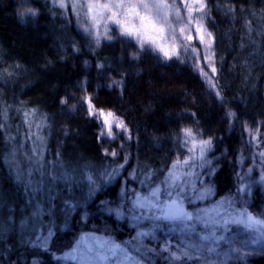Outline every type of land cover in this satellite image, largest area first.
<instances>
[{"label": "trees", "instance_id": "16d2710c", "mask_svg": "<svg viewBox=\"0 0 264 264\" xmlns=\"http://www.w3.org/2000/svg\"><path fill=\"white\" fill-rule=\"evenodd\" d=\"M205 3V24L213 35L217 68L215 91L187 61L173 57L164 62L156 52L137 47L127 37L113 36L95 45L72 17L47 0L25 4L0 0V203L13 216L9 235L0 240V264L52 261L72 254L75 241L83 236L93 243L107 237L119 246L117 250L125 251L114 264H126L131 258L142 264H167L170 259L159 248L146 244L135 250L130 245L133 229L126 222L131 210L127 200L157 183L178 156L183 158L187 148L181 129L185 127L192 128L198 139H211L209 157L215 161L212 196L186 207L204 218L209 208L198 207L225 202L234 193L238 158L257 153L256 144L264 139V0ZM24 8L35 9V15L26 13L21 18ZM86 97L96 109L114 112L127 125L125 141H120L113 160L108 152L112 145L106 147L88 119ZM26 112L31 115L25 117ZM32 117L45 121L44 162L55 161L48 171L81 158H92L100 172L112 163L105 176L93 183L92 193L79 194L74 185L72 191L63 188L54 194L56 205H74V215L69 221L56 219L57 208H50V231L43 246L26 241L20 209L26 208V219L30 194L15 181L10 164V143L28 132L26 122ZM257 128L259 143L248 131ZM125 157L122 174L110 184L107 174ZM122 183L126 190L121 189ZM123 192L127 198L122 200L123 208H105L120 206ZM256 197L248 210L264 216L261 197ZM221 209L218 215L225 225L231 208ZM118 210L124 219L116 218ZM83 213L88 218L81 223ZM226 228L236 233L226 264H264V246L244 242L242 226L229 223ZM103 251L113 264L108 250L103 247Z\"/></svg>", "mask_w": 264, "mask_h": 264}, {"label": "rangeland", "instance_id": "374dc122", "mask_svg": "<svg viewBox=\"0 0 264 264\" xmlns=\"http://www.w3.org/2000/svg\"><path fill=\"white\" fill-rule=\"evenodd\" d=\"M28 1L29 0H21V3L25 4ZM47 1L50 2L53 6L59 8L66 15L72 17L78 27L83 29V31L84 27L82 25L87 26L89 28V31L87 33L91 36L92 41L95 45H100L103 42L109 41L108 39H105L104 36H101L100 43L97 44L95 39V33L97 31H104L103 21L106 19V16H98V18L101 19V24L97 27H92V21L84 14L86 12V8L82 11H80L79 9L74 11L72 8L71 0H65L66 7L64 8H61L59 4L55 2V0ZM101 2H104V0H101ZM169 2H171V0H169ZM177 3L179 4V0H177ZM194 7H198V5H194ZM78 11L79 15L77 14ZM181 16L183 19L178 22L173 17L174 26L177 29L183 23H187L188 20L186 10L183 9V7ZM201 16H203V24L207 29L205 24L207 8L206 12L204 13L193 12L192 14V18L194 21L198 20ZM108 27V35L112 37L120 36L119 28L117 25L109 24ZM190 27L193 33V40L190 42L191 47L188 48L187 52L181 49L179 58L175 56L174 57L181 61H187L201 75L199 68L195 66V55L191 52V48L194 47L198 50V54L200 56V67H202L205 72H208L209 75H212L211 69L207 66L203 59V57L206 55V53L204 52V46L200 43L199 39L196 38L195 27ZM207 31L210 32L208 29ZM128 39L133 40L136 43L134 39ZM185 43L189 42L185 41ZM136 45L137 47H139L137 43ZM144 48L153 50L152 47L147 44L144 46ZM156 53L160 56L162 61L167 62L169 60L164 59L161 53ZM213 63L216 67L215 59H213ZM215 76L216 74L213 76L214 81ZM202 78L205 79L204 77ZM212 90L215 91V89ZM88 119L95 124V128L99 137L102 140L106 141V147H109L111 144L115 152L116 150H119L121 148L119 147V144L120 141H125V132L113 128V131L116 134L115 138L108 137L106 134L102 136V121L94 116H90L89 114ZM26 125L28 126V132L20 137L15 143H10V164L12 172L15 176V181L22 183L27 188L30 194V199L28 202L29 215L26 219L24 215V213L26 212V208L20 209V213L23 216V219H21V228L26 231V241H29L35 246H43L47 241L48 233L50 231V225L47 219L51 217L50 208H57L55 214H53L54 218L56 219L69 221L74 215V210L72 209L75 208L74 205L72 206L71 204L66 202L56 205L52 199V197H54V194L58 193L57 195H59L60 190L63 188L72 191V186L74 185L78 186L79 194L82 192H84L85 194L92 193L96 188V186L94 185L96 180L99 176H105V174L107 173L106 168L108 166H111L112 163L111 165H104L102 171H104L105 173L102 171L100 172V167L96 166L92 158H81L73 161H66L60 165L59 170L52 169V171H48L47 168L51 166V164H53L55 161L51 159L47 162V164L44 162V141L42 134L46 128L45 121L43 119L40 120L32 117L31 119L27 120ZM38 125L40 126L38 127ZM256 145L258 149L256 150L257 153L249 152V156L245 157L241 155L237 160V188L235 189L234 193L229 196V198L226 199L223 204H221V202H217L216 204H211L207 207H198L209 209L205 211L204 218L196 219V221H190L189 230H173V225L170 223L140 218L150 215V213H148L144 209H133V202L136 199V194L135 197L128 199L127 208H131V210L130 213L127 214L128 220L126 222L127 226L133 229V234L130 238L132 241L129 242L130 245L133 246L135 250H138L140 245L149 244L155 246L162 250V252L167 255L168 259H170L171 253L176 252L177 254H179L180 250L182 249L188 251L189 255L193 257V259H187L186 257H183L179 261H172L170 259L167 264H226L229 256L227 249L232 243V236L236 233L232 235L227 231L226 225H222L223 218L222 216L218 215V212H220L219 209L231 208L230 214L228 216L229 219L234 218L238 213L242 212L245 209L249 212L247 205L252 202H257L256 195L261 197L260 203L262 206H264V192H262L264 190V181L261 180V176L264 175V157H261L259 155L261 151H264V139L260 144ZM113 149L108 151L112 160L114 157L113 155H111ZM211 151L212 147L210 146V148L206 150L203 159H197L196 161H194L195 166H187L180 170L182 172L191 173L190 176L184 177V179L188 181V183L185 185V207L189 204L202 202L212 196V186L210 181L214 170L215 161H213L209 157V153ZM188 155L189 153L188 151H186L182 159H184ZM197 156H199L198 152ZM126 163L127 161L123 159L114 166V170L118 169V171H116L115 174L108 179L110 184L122 174ZM121 164L124 165L122 168L119 167V165ZM167 172L168 169L161 176L160 180L157 183L145 187V189L139 192V194L142 196L147 195L149 192H151L152 188H155L157 185L163 188L164 185L161 184V181L165 180ZM128 176H130V174H128ZM242 187L246 188V191H239V189H241ZM121 189H125L123 183ZM206 190L210 191L206 192ZM202 194H205L204 198L198 199L197 197H200ZM63 196L64 195H62V197ZM78 197H81V195H79ZM126 199L127 198L125 197V193H120V206L105 208H123L124 203L122 202V200ZM161 199H164V197H161ZM236 205H238L239 207H237ZM45 208H48L47 211L45 210ZM186 209L191 212L189 208L186 207ZM117 212H120V210L114 212L116 218L119 220L124 219L122 215L118 216ZM79 218L80 222L83 223L88 218V214L83 213L79 216ZM12 221L13 216L11 214V209L8 206H5L4 203H0V240H2L4 236L9 235L8 232L9 230H11L10 226L12 224ZM155 224H159L160 227H154ZM193 228L194 231L192 230ZM242 231L244 235V242H247L250 246H264V240H261L257 243H252V240L255 239L256 236L259 235V233L250 234L244 228H242ZM145 232L149 233V235L138 237V233ZM201 236H209V240L201 241L199 239ZM221 237L222 239H220ZM75 242V247L73 249H76V251L72 254H63L60 256H56L52 261L33 259L31 264H109L110 259L98 260L97 258L98 254L99 256H106L103 253V247L108 250V256L112 259V262L114 264L115 262L119 263V260L122 258L125 252L122 249L117 250V248L115 247L117 245L113 244V242H111V240H109L107 237L100 236L95 240V243H93L90 237L83 236V238L77 239ZM186 245H196V248L188 249L186 248ZM166 247L167 250H165ZM208 248H213L215 249V251L210 253L207 251ZM86 250H88L89 253L86 252ZM113 252L115 253L114 255ZM73 256L76 258H73ZM125 258L128 259V257ZM128 261L126 264H142L141 262H136L132 258L131 260L128 259Z\"/></svg>", "mask_w": 264, "mask_h": 264}, {"label": "snow or ice", "instance_id": "6c2138e0", "mask_svg": "<svg viewBox=\"0 0 264 264\" xmlns=\"http://www.w3.org/2000/svg\"><path fill=\"white\" fill-rule=\"evenodd\" d=\"M61 8L66 7L65 0H55ZM72 8L74 11L79 9L80 11L86 8L84 13L86 17H89L92 21V27H97L101 24V19L98 16H106L103 21L104 31L95 33L96 43H100V37L104 36L105 39L111 40L112 36L108 35L109 24L117 25L119 28V34L122 37L134 39L138 46L143 49L144 46L150 45L153 51L162 54L164 59H171L172 57H180V50L183 49L187 52L188 48L191 47L190 42L193 40V33L190 26L195 27L196 38L199 39L200 43L204 46V52L206 55L203 57L207 66L211 69V74L205 72L200 67V56L196 48H191V52L196 58V67L199 68L201 76L205 78L210 88H216V82L213 80V76L216 74V67L214 66L213 59L214 53L212 52L213 36L211 32H208L203 24V16L198 20H193V12H206L205 0H71ZM198 5V7H194ZM186 10L188 20L187 23H183L178 29L174 26L173 17L175 20L181 21L182 7ZM26 13L35 15V9L24 8L20 11L19 15L21 18ZM79 15V11L77 12ZM84 31L88 32L89 28L84 26ZM185 41L189 43H185ZM135 55V53H133ZM118 83V82H116ZM216 95L219 97L220 93ZM88 100V114L94 116L102 121V132L101 135H107L108 137L115 138L113 128H116L122 132H127L128 128L124 120L116 116L112 111L105 112L104 110L96 109L91 103L90 98ZM64 101H62L63 103ZM34 111V110H33ZM31 113H25V117H28ZM230 117L234 116V113L228 114ZM40 125H38L39 127ZM252 140H256L259 143L257 136L260 132L259 128L253 132L248 129ZM182 143L189 153L184 159H180L178 156L173 160L172 164L168 168L167 175L161 184L164 185L161 188L157 185L152 188L151 192L147 195L136 194V199L133 202V209H144L150 215L143 216L140 218L150 219L153 221H163L173 225V230L179 229L181 231L189 230L190 225L188 222L193 219H199V214L189 212L184 204V198L186 196L185 185L188 183L184 177L190 176V172L180 171L187 166H195L194 161L197 159H203L205 152L211 146V139H198L197 133L190 127L181 129ZM181 142V141H178ZM197 152L199 156H197ZM111 155L116 156L117 153L113 151ZM261 157H264V151L259 153ZM127 161V157H125ZM124 165H119L122 168ZM118 169L114 170L113 173L107 174L108 178H111ZM149 174L146 179H150ZM91 179V178H89ZM261 180L264 181V175L261 176ZM94 183V182H93ZM142 183H144L142 181ZM210 191V190H206ZM239 191H246V188L242 187ZM206 194V193H205ZM202 194L198 199H203ZM164 197V199H161ZM224 202L221 201V204ZM117 215H121L117 212ZM137 218V219H140ZM225 225L232 223L238 226H242L250 234L259 233L252 243H257L264 240V216H255L248 212L246 209L238 213L234 218L224 220ZM154 227H160L159 224H155ZM194 231V228L192 229ZM149 233H138L139 236H147ZM201 241L209 240V236H201ZM222 239V237L220 238ZM119 247V246H115ZM188 249H195L196 245H186ZM167 250V247L165 248ZM76 249H73L75 252ZM208 252H214L215 249L208 248ZM115 253L113 252V255ZM67 255V254H66ZM183 257L187 259H193L189 252L186 250H180L179 254L176 252L171 253L170 259L172 261H179ZM73 258H76L73 256ZM100 260L107 259V256H99Z\"/></svg>", "mask_w": 264, "mask_h": 264}]
</instances>
